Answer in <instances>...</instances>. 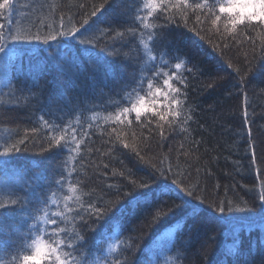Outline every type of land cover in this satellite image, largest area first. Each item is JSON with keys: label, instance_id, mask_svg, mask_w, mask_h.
<instances>
[{"label": "trees", "instance_id": "16d2710c", "mask_svg": "<svg viewBox=\"0 0 264 264\" xmlns=\"http://www.w3.org/2000/svg\"><path fill=\"white\" fill-rule=\"evenodd\" d=\"M152 2L151 16L148 0H13L0 13L6 37L53 34L61 18L80 32L84 19L93 26L91 35L51 47L33 42L41 47L31 50V69L16 49L12 83H0V152L20 149L0 156V201L15 192L11 198L27 194L35 205L31 220L16 209L0 222V264H13L29 223L39 228L33 237L79 245L73 256L88 264H264V227L248 226L259 221L264 190V28L233 27L219 13L217 21L197 8L205 0ZM93 5L99 10L90 16ZM97 53L105 59L94 67ZM67 59L78 72L61 67ZM4 73L0 62V81ZM133 80L134 95L126 87ZM141 97L137 120L131 104ZM61 136L64 147L49 150ZM178 180L203 201L202 215L182 219V202L161 187ZM144 192L156 195L145 200Z\"/></svg>", "mask_w": 264, "mask_h": 264}, {"label": "snow or ice", "instance_id": "6c2138e0", "mask_svg": "<svg viewBox=\"0 0 264 264\" xmlns=\"http://www.w3.org/2000/svg\"><path fill=\"white\" fill-rule=\"evenodd\" d=\"M110 0H105V3H109ZM186 2V0H185ZM103 6V5H101ZM14 7L13 0H2L0 2V13L10 11ZM163 10H167L168 5L164 4ZM94 10L90 13V16H95L96 12L99 10L95 5H93ZM197 8L206 9L208 14L215 15V20H220V15L216 14H224L230 23L231 26L235 27L237 24L244 25L246 28H256L261 27L264 28V0H224L223 3H209L208 0H205L204 4H198ZM155 10V4L152 0H148V3L144 7V11L148 13L149 16L152 15V12ZM197 21H199L200 17H196ZM140 20H143V17H140ZM252 22H256L253 24ZM71 21L69 20V24ZM84 25H88L87 28H84ZM3 25L0 24V62H3V68L5 70L4 79L0 81L4 87H9L12 83L11 79L8 78L7 69L9 63L16 57L17 52L16 49H20L21 56H27L29 61V69L34 67L32 64V60L34 57V53H32V49L36 48L39 49L42 45H47L49 47L52 46V43H61L63 42L64 37H72L73 39H78L76 33H80V37H84L86 34H92V25L88 24V19H84L80 27L84 28L83 32H80V28L76 27H65L63 23V18H61L60 26L55 30L53 34H45V35H38V34H13L9 31L8 36L6 37L3 34ZM114 31V30H113ZM161 33L163 29L159 30ZM110 34V33H105ZM59 38V39H58ZM33 42H41V43H33ZM80 44L89 45L92 43L91 40L88 39H79ZM89 52H93L94 49H86ZM109 55L116 56L119 59H123L119 53L113 52ZM104 57L101 56L100 53H97L96 56L92 58L95 65H102L104 61ZM61 67L65 71H70L76 73L79 71V65L76 64L74 60L67 59L63 62ZM177 68L180 67L179 64L176 65ZM19 71L23 74L24 73V65L23 63L20 65ZM151 71V70H150ZM105 74L107 76V70H105ZM147 81V77L144 78ZM137 83L136 80H133L131 83L127 84L126 87L132 89V94H135L134 85ZM165 84L168 83L167 80L164 81ZM125 87V86H122ZM143 91V87L140 88ZM145 100L141 97L136 103H132L131 107L135 109L136 112V119H140V111L141 106L144 104ZM125 103H131V101H125ZM174 103H179V101H174ZM131 109L124 108L123 111L125 113L129 112ZM172 116H180V112L173 111L171 113ZM161 120L166 119L164 115L160 116ZM119 119V117H117ZM64 140V137L61 136L59 139L53 137L52 140L48 141L49 150H52L54 146H59L61 148L64 145L61 144V141ZM23 143V141H21ZM20 149L16 147V145H12L10 147L4 148L3 152H0V156L10 157V154L13 152H18ZM7 163V160H5ZM159 171V170H158ZM165 171H171V169H166L164 171H159V175L163 177L165 175ZM135 183V182H134ZM182 181H175L174 183H167L163 184L161 187L167 189V193L173 194L176 196L178 200L182 202L183 210H184V217L185 221L189 219H194L199 215L203 214L204 206L203 201L197 202L200 198L195 195V190H188L187 188H182ZM140 188H146L147 184H139L137 185ZM12 195H15V192H11L9 195V199L6 202L0 201V222L3 221L5 215L11 214L12 211L16 209L20 210H28L29 212V220L33 219L32 216V209L34 208L33 201L25 194L19 198L13 199L11 198ZM155 196L156 193H149L144 192L141 193L140 196L143 197L145 200L148 199L149 196ZM259 200L261 201V214L259 217V221L251 220L249 227L252 224L259 223L261 227H264V190L261 191L259 195ZM36 203H47V198L43 201L40 200L39 197L36 199ZM131 203V202H130ZM135 203H139V199L135 201ZM181 205H174V207H180ZM208 211L213 213L224 214L226 211L231 212V208H226L225 206H208ZM118 211L123 213L124 207L121 206ZM171 211V209H168ZM90 215H97L103 216L104 210L102 207L99 208H91L89 210ZM163 212H158L157 215H162ZM79 215V213H77ZM218 218L223 219V215L219 216ZM52 225H56V220L52 219L50 221ZM58 227V225H56ZM28 229V236L25 237L21 235L18 237L19 243L16 245V254L13 257V264H88V259L85 256L83 259L73 256L74 251H79L80 246L74 245L69 242H65L63 240H53L49 243L47 240L40 238L39 236L33 237L31 235V231L33 228L39 232V228L33 224L26 225ZM241 229L245 226L240 225ZM23 231V228L21 229ZM49 238L56 235V233H49ZM66 235V234H65ZM27 239L29 244L27 247L24 246V241ZM82 240L83 238L80 237ZM127 264V261H125Z\"/></svg>", "mask_w": 264, "mask_h": 264}]
</instances>
